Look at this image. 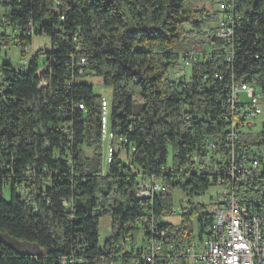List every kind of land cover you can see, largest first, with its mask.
Wrapping results in <instances>:
<instances>
[{"label": "trees", "instance_id": "1", "mask_svg": "<svg viewBox=\"0 0 264 264\" xmlns=\"http://www.w3.org/2000/svg\"><path fill=\"white\" fill-rule=\"evenodd\" d=\"M227 2L238 18L232 47L215 37L220 12L197 6ZM0 29V47L10 45L8 29L24 50L36 36L50 42L18 70L0 63V190H10L8 202L0 198V235L38 250L20 253L0 240V264H166L144 260L146 228L137 244L136 221L150 211L163 232V257L195 237L203 241L213 220L204 206L189 200L179 226L162 224L169 194L137 202V185L141 177H157L164 191L178 188L188 199L216 187L193 171L208 143L227 133L226 87L254 81L264 99V0H0ZM197 45L202 52L189 80L169 81V70L180 72L179 61L184 70ZM90 76L111 89L109 129L128 143L107 168L102 97L86 84ZM260 130L263 137L264 123ZM241 141L264 144L250 135ZM240 186L237 199L259 217L264 235V185ZM105 217L113 235L100 248ZM194 217L196 236L188 227Z\"/></svg>", "mask_w": 264, "mask_h": 264}, {"label": "built area", "instance_id": "2", "mask_svg": "<svg viewBox=\"0 0 264 264\" xmlns=\"http://www.w3.org/2000/svg\"><path fill=\"white\" fill-rule=\"evenodd\" d=\"M221 7L219 19L214 27L215 37L231 46L238 18L234 16L233 2H227ZM25 51L26 49H22V53ZM232 58L231 50L222 61L230 64ZM199 59V54L192 52L184 58L183 67L196 66ZM22 64H25L24 60ZM83 64L84 61L80 62V65ZM79 74L82 75L80 72ZM226 89V100L230 109L227 133L222 140L215 139L208 143L207 152L198 161V168L193 171L198 177L208 176L209 180H214L216 187L221 190L209 212L213 220L208 234L197 245L190 244L183 249L170 248L168 254L163 257V232L159 231V221L150 211L135 224L136 227L146 228L151 236L144 258L147 262L165 258L166 264H175L177 260L183 264H264V235L260 228V219L248 210L244 200L237 199L241 183L264 185V144L256 147L251 143L244 145L241 141L249 135L252 139L257 138L259 143L264 140V136H258L264 123V99L254 81L250 83L232 81ZM240 95H245L246 100H240ZM81 108L79 106V109ZM100 121L104 123V130L100 132L103 142V166L107 168L117 149L127 146L128 143L126 139L115 138L114 133L110 131L109 100L104 97L101 99ZM238 150L243 153L240 154ZM133 151L134 147L130 146V152ZM247 152L252 154L248 159L244 157ZM166 172H172L171 166L167 167ZM163 191L164 184L160 178L141 177L135 200L140 202L142 195H155L156 198L163 194ZM152 205L153 203L148 204L151 207Z\"/></svg>", "mask_w": 264, "mask_h": 264}, {"label": "rangeland", "instance_id": "3", "mask_svg": "<svg viewBox=\"0 0 264 264\" xmlns=\"http://www.w3.org/2000/svg\"><path fill=\"white\" fill-rule=\"evenodd\" d=\"M198 7H204L210 14H215L219 12L222 7L220 4H215L213 6L209 4H198ZM214 27V26H212ZM1 32V29H0ZM7 36L11 41H8L10 45L0 47V63L2 60L10 61L12 64V67L15 70H18L20 66L23 63V60L27 63L33 53H36L37 51L49 49L50 48V42L49 39L45 36H36L32 39L31 46L25 51V53H22V49L16 45L13 44V36L11 31L7 30ZM0 43H2V37H0ZM202 45H197L195 47V52L200 54L202 52ZM178 67L180 69V72L178 71V68H172L169 70L167 78L171 82H175L176 80L180 78H185V80H189L191 69L185 68L184 70L181 67V62L179 61ZM86 84L89 86H92L93 90H95V94L99 95L101 97H104L106 99H110L111 95V89L109 87H105L102 83V80L93 76H90L85 80ZM240 100L245 101L246 96L240 95ZM259 125V124H258ZM259 129V127H258ZM87 157H91L92 153L90 151L85 152ZM121 159L126 164V160L124 157V154L121 152ZM219 187H211L209 188L204 194L198 195V196H192L190 199H188L180 189L176 188L171 191H163V193L169 194V197L167 199V202L165 204L166 209L170 211V214H164L160 218V222L162 224H170L173 226H179L182 222L181 219V213L187 212L190 209V206L188 204V201H191V204L193 206H204L206 208L207 212H210L212 209V204L214 200L216 199L217 195L220 193ZM18 193H21L20 191ZM0 198H2L5 202H8L10 199V190L9 186L3 187L0 190ZM111 219L110 218H101L99 222V247L102 248L104 246V243L108 241L113 233L111 230ZM189 229L192 230L194 236L198 233V226L196 222V218H192L188 225ZM139 237L137 240L138 246L142 244L143 234L142 230L139 228ZM0 240L7 244L8 246L12 247L16 251L20 253H30V254H37L38 250L31 245L20 243L16 240H13L6 235H0ZM192 244L197 245L198 240L195 237Z\"/></svg>", "mask_w": 264, "mask_h": 264}, {"label": "bare ground", "instance_id": "4", "mask_svg": "<svg viewBox=\"0 0 264 264\" xmlns=\"http://www.w3.org/2000/svg\"><path fill=\"white\" fill-rule=\"evenodd\" d=\"M101 130H104V123L101 121ZM155 195H142L140 196V200H149L152 199Z\"/></svg>", "mask_w": 264, "mask_h": 264}]
</instances>
